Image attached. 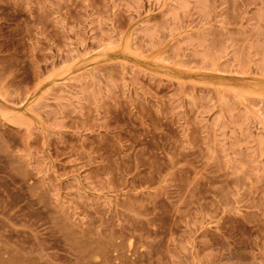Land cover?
<instances>
[{
    "label": "rangeland",
    "instance_id": "374dc122",
    "mask_svg": "<svg viewBox=\"0 0 264 264\" xmlns=\"http://www.w3.org/2000/svg\"><path fill=\"white\" fill-rule=\"evenodd\" d=\"M0 264H264V0H0Z\"/></svg>",
    "mask_w": 264,
    "mask_h": 264
},
{
    "label": "bare ground",
    "instance_id": "6f19581e",
    "mask_svg": "<svg viewBox=\"0 0 264 264\" xmlns=\"http://www.w3.org/2000/svg\"><path fill=\"white\" fill-rule=\"evenodd\" d=\"M97 247V246H96ZM92 248V247H91ZM87 250V249H86ZM89 250V249H88ZM88 250L86 253H88ZM92 249H90L89 251H91ZM98 250V249H97ZM96 251V249H94V252ZM102 252V251H101ZM101 252H98V253H101ZM103 253V252H102ZM89 263V262H88Z\"/></svg>",
    "mask_w": 264,
    "mask_h": 264
}]
</instances>
